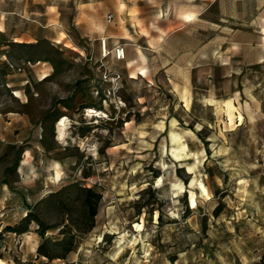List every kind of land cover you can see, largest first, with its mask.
Listing matches in <instances>:
<instances>
[{
	"label": "rangeland",
	"instance_id": "1",
	"mask_svg": "<svg viewBox=\"0 0 264 264\" xmlns=\"http://www.w3.org/2000/svg\"><path fill=\"white\" fill-rule=\"evenodd\" d=\"M0 264H264V0H0Z\"/></svg>",
	"mask_w": 264,
	"mask_h": 264
},
{
	"label": "bare ground",
	"instance_id": "2",
	"mask_svg": "<svg viewBox=\"0 0 264 264\" xmlns=\"http://www.w3.org/2000/svg\"><path fill=\"white\" fill-rule=\"evenodd\" d=\"M45 76H46V74L43 75V77H45ZM88 111H93L94 114H96V112H97L98 115H99V113H102L103 112V111L101 112L98 109H93V108H89ZM67 125L68 124H67L66 117L65 116L60 117L59 120L55 124V127H56L55 132H56V137L57 138L63 137V135H64V129L67 127ZM172 138H173V140L180 141V137L177 134H173L172 135ZM185 147H186V144L185 143H182L181 144V148H182L181 150L183 151L185 149ZM175 156H179V154L176 153Z\"/></svg>",
	"mask_w": 264,
	"mask_h": 264
},
{
	"label": "trees",
	"instance_id": "3",
	"mask_svg": "<svg viewBox=\"0 0 264 264\" xmlns=\"http://www.w3.org/2000/svg\"><path fill=\"white\" fill-rule=\"evenodd\" d=\"M86 190H90V189H86ZM85 203L87 204V206L89 207V210H90V215H94L95 212H96V208L95 206L91 203L89 197H85ZM28 214V213H27ZM26 214V215H27ZM42 246V243L39 244L38 248H39V251L41 250L40 247ZM42 254L47 256V257H50V255L46 252V251H42Z\"/></svg>",
	"mask_w": 264,
	"mask_h": 264
},
{
	"label": "built area",
	"instance_id": "4",
	"mask_svg": "<svg viewBox=\"0 0 264 264\" xmlns=\"http://www.w3.org/2000/svg\"><path fill=\"white\" fill-rule=\"evenodd\" d=\"M103 47H104V41H103ZM114 53L117 57H123L124 56V47L120 44H118L115 48H114Z\"/></svg>",
	"mask_w": 264,
	"mask_h": 264
}]
</instances>
